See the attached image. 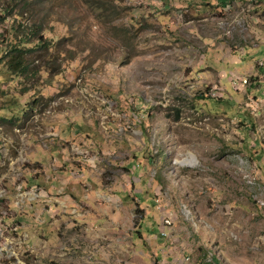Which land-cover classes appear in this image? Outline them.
<instances>
[{
    "label": "rangeland",
    "instance_id": "1",
    "mask_svg": "<svg viewBox=\"0 0 264 264\" xmlns=\"http://www.w3.org/2000/svg\"><path fill=\"white\" fill-rule=\"evenodd\" d=\"M0 264H264V0H0Z\"/></svg>",
    "mask_w": 264,
    "mask_h": 264
},
{
    "label": "trees",
    "instance_id": "2",
    "mask_svg": "<svg viewBox=\"0 0 264 264\" xmlns=\"http://www.w3.org/2000/svg\"><path fill=\"white\" fill-rule=\"evenodd\" d=\"M40 44H43V42H41ZM35 45H36V46H39V43L36 42ZM11 63H12L13 65H18V66L25 67V66H23L22 56H20L18 52L16 53V55H14V59L12 58Z\"/></svg>",
    "mask_w": 264,
    "mask_h": 264
},
{
    "label": "built area",
    "instance_id": "3",
    "mask_svg": "<svg viewBox=\"0 0 264 264\" xmlns=\"http://www.w3.org/2000/svg\"><path fill=\"white\" fill-rule=\"evenodd\" d=\"M167 221V220H166Z\"/></svg>",
    "mask_w": 264,
    "mask_h": 264
}]
</instances>
